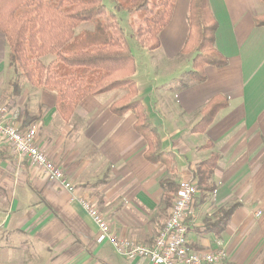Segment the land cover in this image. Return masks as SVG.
<instances>
[{
    "label": "crops",
    "instance_id": "0c3cea01",
    "mask_svg": "<svg viewBox=\"0 0 264 264\" xmlns=\"http://www.w3.org/2000/svg\"><path fill=\"white\" fill-rule=\"evenodd\" d=\"M190 3L175 1L157 49L140 47L137 56L132 50L136 99L159 132L163 151L174 156L171 164L147 159L148 143L135 129L133 112L117 116L111 111L122 90L86 97L71 119L63 120L55 92L18 80L1 32L0 108L18 127L33 119L23 129L36 130L38 147L63 170L77 195L99 211L114 235L144 245L154 243L170 215L166 198L175 195L161 182L194 181L197 166L218 155L216 190L199 194L189 215L190 245L201 252L224 250L222 264H264V27L255 24L264 2L209 0L218 23L215 47L228 63L206 66L203 82L182 79L193 71L188 62L193 57L183 51ZM213 101L227 105L205 132H194ZM25 111L28 116L21 115ZM2 197L6 209L0 210V228L12 244L0 245V264H151L99 244L97 226L72 201V193L0 139ZM235 204L230 222L216 235L212 224Z\"/></svg>",
    "mask_w": 264,
    "mask_h": 264
},
{
    "label": "trees",
    "instance_id": "16d2710c",
    "mask_svg": "<svg viewBox=\"0 0 264 264\" xmlns=\"http://www.w3.org/2000/svg\"><path fill=\"white\" fill-rule=\"evenodd\" d=\"M175 1L114 0L116 11L137 15L146 23V29L137 32L135 37L141 47L150 50L160 46L159 35L171 21ZM188 24L190 32L183 51L195 50L196 55L193 71L187 75L194 82H203L206 66L224 67L228 63L215 47L218 23L209 0H191ZM255 24L264 27V14L255 18ZM82 27L85 29L76 33ZM0 32L7 39L9 64L18 74V80L55 92L56 108L63 120L69 121L76 107L88 96L125 90L127 94L112 105L111 111L117 116L130 111L135 114V129L148 143L146 157L150 162L171 164L175 160L163 151L159 132L136 99V63L131 45L117 16L107 15L102 0H0ZM46 58L51 61L45 63ZM186 87V84L181 86ZM223 102L213 101L207 106L194 132L207 130L216 113L227 105ZM23 114L28 116L26 111ZM32 121L29 118L21 129ZM218 161V155H211L194 172V182L202 197L216 190L212 178ZM161 186L175 195L166 198L173 206L179 186L170 180H163ZM238 206L220 211L211 227L216 235L225 230Z\"/></svg>",
    "mask_w": 264,
    "mask_h": 264
},
{
    "label": "built area",
    "instance_id": "2783aa9c",
    "mask_svg": "<svg viewBox=\"0 0 264 264\" xmlns=\"http://www.w3.org/2000/svg\"><path fill=\"white\" fill-rule=\"evenodd\" d=\"M6 110L0 108V139L11 146L14 154L44 172L51 182H58L72 193V201L78 203L98 228L97 242L109 243L115 252L126 259L141 258L151 264H222L226 252H201L194 250L188 239L187 225L195 198L200 194L194 181L179 184L170 216L152 245L114 235L99 211L85 198L77 195L74 185L68 181L63 170L57 166L37 145V133L33 128L21 129L8 120Z\"/></svg>",
    "mask_w": 264,
    "mask_h": 264
},
{
    "label": "rangeland",
    "instance_id": "374dc122",
    "mask_svg": "<svg viewBox=\"0 0 264 264\" xmlns=\"http://www.w3.org/2000/svg\"><path fill=\"white\" fill-rule=\"evenodd\" d=\"M102 1H103V4L105 5V7L107 9V15L110 16L112 13H114L117 16V20H118L120 26L124 29L125 35H126L128 41H129L130 45H131L133 53H134L135 56H137V52H138V50L141 47L140 46L141 42L137 41L135 35H136L137 32L143 31L142 29H146V23L140 17H138L137 15H131V14H129L126 11H119V12L116 11L115 10V2H114V0H102ZM85 26H87L86 28H91V25H89V26L85 25ZM83 29H85V27H82L81 30L78 29V31H76V33L81 32ZM150 45H152V43ZM150 45H148V46H150ZM186 54H189V53H186ZM190 55L194 58L195 55H196V51L193 50L192 52H190ZM50 61L51 60L49 58L44 59L45 63H49ZM188 62L190 63V66L191 65L193 66V60H192V62H190V61H188ZM184 75L185 76L182 77L183 81H188L189 80L188 75L185 74V73H184ZM122 91L124 92V95L127 94V92L125 90H122ZM14 123L15 122H13V124ZM14 125L17 126V124H14ZM0 202L2 204L1 207H0V210L4 211L6 209V202L3 199V197L0 198ZM168 219H167V221H168ZM9 244H12V243L9 241V236H8L7 232H4L3 229L0 228V245H9ZM35 255L36 254L34 253V256ZM35 263L36 264H44V263H40L39 261H37ZM48 264H50V263H48Z\"/></svg>",
    "mask_w": 264,
    "mask_h": 264
}]
</instances>
